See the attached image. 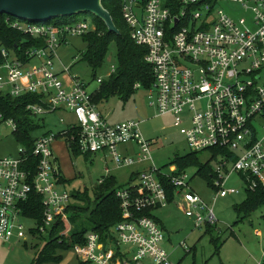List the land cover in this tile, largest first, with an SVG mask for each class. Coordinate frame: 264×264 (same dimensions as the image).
<instances>
[{
  "label": "built area",
  "instance_id": "2783aa9c",
  "mask_svg": "<svg viewBox=\"0 0 264 264\" xmlns=\"http://www.w3.org/2000/svg\"><path fill=\"white\" fill-rule=\"evenodd\" d=\"M177 1L179 5L123 0L130 35L147 48L145 59L153 70L151 105L160 114L174 115L175 126L193 150L209 151L216 158L208 182L213 202L241 191L228 186L233 175L245 192L264 189V0ZM227 1L238 4L243 14L231 15L229 11H236L224 7ZM11 26L45 41L21 52L0 43V93L36 96L26 105L30 115L72 113L76 122L61 131L68 148L69 142L82 154H103L116 168L148 164L115 190L122 218L107 236L90 230L84 242L74 244L79 263L178 264L163 246L164 228L152 212L176 203L199 229L214 227L218 218L210 201L191 186L186 171L175 164L166 169L155 164L153 140L145 139L140 121L110 123L84 81L60 78L55 59L61 43L95 27L87 20L59 27L15 20ZM115 69L113 65L107 76ZM103 80L97 78L98 83ZM19 131L17 120L0 111V141L13 133L19 142L16 152L0 156V242L25 240L36 231L49 235L60 221L67 227L58 236H67L72 229L71 194L54 148L58 134H44L27 145ZM112 169L105 168L99 184ZM32 192L42 198L40 221L25 212ZM26 219L35 225L28 227Z\"/></svg>",
  "mask_w": 264,
  "mask_h": 264
},
{
  "label": "rangeland",
  "instance_id": "374dc122",
  "mask_svg": "<svg viewBox=\"0 0 264 264\" xmlns=\"http://www.w3.org/2000/svg\"><path fill=\"white\" fill-rule=\"evenodd\" d=\"M224 7L236 11H229L235 18L243 14L236 3L227 1ZM72 19L87 20L92 27H95L97 22V17L91 13H80L51 20L65 22ZM43 23L45 22H40V24ZM86 46L82 37H70L67 43L60 45L57 50L58 58L55 59V68L60 72L62 80L78 77L87 84V90L91 93L99 86L97 78L108 79L107 75L112 66H116V44L114 41L110 44L109 52L102 66L97 70H94L83 59L82 53ZM37 62L38 60L33 61V63ZM64 66L69 67V70H64ZM150 94V87L140 84L129 98L118 94L108 95L99 104V110L107 116L110 123L125 120L140 121L145 139L153 140L152 157L155 164L164 169L175 164L181 171H186L190 175L191 186L210 201L218 218L212 230L207 231L206 226L201 229L196 228L194 220L186 216L176 203H170L167 207L154 210L152 214L164 224L166 240L163 246L178 264L264 263V206L259 207L247 217H239L234 205L246 199V192L236 175L229 179L228 186H236L241 191L237 194L219 197L213 202L214 192L208 186L210 179L205 176L206 174L199 173V169L200 162L209 163L208 173L215 167L216 158L210 157L209 151L193 150L186 137L180 132V127L175 126L174 115L160 114L155 106L151 105ZM67 112L56 111L30 115L33 120V130L30 132L32 138H38L46 133L58 134L66 129L69 123L76 122L74 115ZM61 118L64 119L63 122ZM64 142L62 137L58 138L54 146H60ZM18 146L19 142L14 134L5 133L0 141V156L13 154ZM194 151L200 161L198 163L191 160V153ZM68 153V157L65 154L60 155L61 168L67 180L64 182V187L71 194V203L82 206L87 202L94 205L96 191L100 186L99 180L105 176L107 166L113 167L111 174L117 178L120 186L127 185L133 173L141 172L144 167L148 166V164H135L130 167L116 168L111 159L104 158L103 154L85 155L74 154L70 151ZM80 218L73 223L78 228H81ZM25 222L28 227L35 225V221L30 219H26ZM86 226L90 227L91 224L86 223ZM69 235L70 233L65 237ZM49 239L48 234L36 231L35 234H28L25 240H12L4 245L0 242V264H38L40 251H44ZM52 250L54 255L62 256L61 261H48L42 264H79L73 247H53Z\"/></svg>",
  "mask_w": 264,
  "mask_h": 264
},
{
  "label": "trees",
  "instance_id": "16d2710c",
  "mask_svg": "<svg viewBox=\"0 0 264 264\" xmlns=\"http://www.w3.org/2000/svg\"><path fill=\"white\" fill-rule=\"evenodd\" d=\"M140 1L144 3L146 0ZM168 1L170 3L172 2V5H179L177 0ZM103 5L111 13L119 33L108 31L106 24L101 19L97 18L95 28L80 36L87 44L85 51L82 53L83 59L86 60L94 70L102 66L109 52L110 44L113 41L116 44L117 64L115 72H113L108 79H104L100 82L99 86L92 92L94 94V100L98 104L110 94L123 95L125 98H129L135 91V85L137 83L149 88L152 86L154 80L152 67L145 59L147 48L137 44L130 35V28L123 15V0H103ZM15 20L31 21L23 18L18 19L7 13L0 14V43L2 45L16 52H21L35 45L44 46L45 40L41 36H33L12 27L11 23ZM79 21L80 20L72 19L62 22L58 20L52 21L50 19L44 21V24L59 27ZM64 43H67V41L61 44ZM36 99V96L33 95L13 97L10 94L0 93V111H2L6 117H13L17 120L20 128L19 138L27 145H32L34 139L30 133L31 130H33V120L30 118V113L26 110V105L36 101ZM61 137L63 136L60 132L58 133V138ZM68 144L70 152L74 154L81 153L76 145H71L69 142ZM195 153V151L191 153V160L198 163L200 161ZM208 169L209 163L200 162L199 173L206 174L205 176L210 179L212 169L207 173ZM64 180L67 181L66 179ZM99 185L93 206L90 202H87L84 206L70 203L68 207L71 213L70 222L72 224L70 235L68 237L57 236L67 225L64 221H60L59 224H56L49 233L50 239L47 242L46 248L44 251H40L38 264L48 261H61L62 256L54 255L52 250L53 247L70 248L77 242L82 243L85 241L86 233L90 230L97 231L102 236L106 237L107 231L121 220L120 204L115 194V190L122 187L120 186L121 184H119L117 178L111 174ZM262 206H264V189L258 188L256 190H247L246 199L239 204H235L234 208L239 217L241 216L244 218ZM25 212L28 216L35 217L39 221L42 220L43 207L40 195L32 192L30 201L25 206ZM78 218H80L81 228L73 224ZM156 220L161 223L158 218H156ZM86 223H90L91 226L87 227ZM161 226L164 228L162 223ZM212 228L213 226H206L207 231L212 230Z\"/></svg>",
  "mask_w": 264,
  "mask_h": 264
},
{
  "label": "water",
  "instance_id": "95a60500",
  "mask_svg": "<svg viewBox=\"0 0 264 264\" xmlns=\"http://www.w3.org/2000/svg\"><path fill=\"white\" fill-rule=\"evenodd\" d=\"M1 13L36 22L91 13L106 24L108 31L119 33L111 13L103 5V0H0ZM68 216H71L70 212Z\"/></svg>",
  "mask_w": 264,
  "mask_h": 264
},
{
  "label": "crops",
  "instance_id": "0c3cea01",
  "mask_svg": "<svg viewBox=\"0 0 264 264\" xmlns=\"http://www.w3.org/2000/svg\"><path fill=\"white\" fill-rule=\"evenodd\" d=\"M67 113H70V112H67ZM54 148H55V151H56V153H57V155L59 156V160H60V155L62 156V155H66L67 157H68V155H69V148L66 146V144L65 143H63L62 145H60V146H57V147H55L54 146ZM136 152V150H134L132 153L134 154ZM61 164V163H60ZM143 165V164H142ZM63 175H64V173H63ZM132 179V177H130V179H129V181ZM161 222V221H160ZM162 223V222H161ZM163 224V223H162ZM164 225V224H163ZM3 244V243H2ZM4 245V244H3Z\"/></svg>",
  "mask_w": 264,
  "mask_h": 264
}]
</instances>
